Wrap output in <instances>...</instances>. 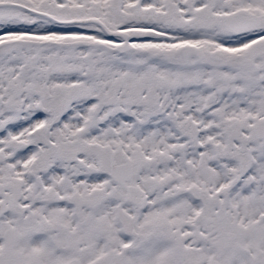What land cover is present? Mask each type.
Instances as JSON below:
<instances>
[{
    "label": "snow or ice",
    "instance_id": "snow-or-ice-1",
    "mask_svg": "<svg viewBox=\"0 0 264 264\" xmlns=\"http://www.w3.org/2000/svg\"><path fill=\"white\" fill-rule=\"evenodd\" d=\"M0 264H264V0H0Z\"/></svg>",
    "mask_w": 264,
    "mask_h": 264
}]
</instances>
